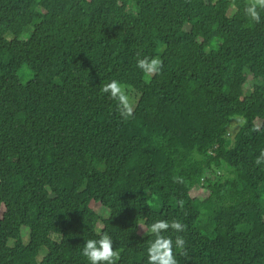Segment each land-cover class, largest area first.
Wrapping results in <instances>:
<instances>
[{"label": "trees", "instance_id": "1", "mask_svg": "<svg viewBox=\"0 0 264 264\" xmlns=\"http://www.w3.org/2000/svg\"><path fill=\"white\" fill-rule=\"evenodd\" d=\"M250 4L0 0V264H88L102 234L114 264H149L158 238L177 264H264V9L252 20ZM145 57L162 61L149 78ZM113 80L139 95L127 117L102 91Z\"/></svg>", "mask_w": 264, "mask_h": 264}, {"label": "clouds", "instance_id": "2", "mask_svg": "<svg viewBox=\"0 0 264 264\" xmlns=\"http://www.w3.org/2000/svg\"><path fill=\"white\" fill-rule=\"evenodd\" d=\"M258 9H264V0H254L246 12L252 20L258 21L260 15ZM162 61L159 58H141L137 61V67L142 70L145 77L160 71ZM102 91L108 93L116 99L121 107L122 114L129 116L132 111V103L129 96L125 93L121 83L113 80L102 87ZM169 225L163 222L153 225V232L159 233L162 229L168 228ZM177 231L182 230L180 223L172 225ZM177 248L183 246V239L176 240ZM149 264H177L172 253V241L170 239L158 238L148 249ZM82 255L87 258L88 264H114L116 253L113 251V240L111 236L102 234L99 239H88L84 242Z\"/></svg>", "mask_w": 264, "mask_h": 264}, {"label": "rangeland", "instance_id": "3", "mask_svg": "<svg viewBox=\"0 0 264 264\" xmlns=\"http://www.w3.org/2000/svg\"><path fill=\"white\" fill-rule=\"evenodd\" d=\"M248 1L252 2V3L254 2V0H248ZM30 32L31 31L25 32L24 35L20 38V40L24 41V42L27 41L28 38L31 36ZM6 38L8 40H12L13 39V37L10 34H7ZM16 76H17V79H18V81H19V83L21 85H26V84H28L29 82H31L33 80V74H32L31 70L27 66H22V68H20V70L17 72ZM254 83H257V82L254 81ZM122 87H123L125 93L130 98V102L132 103V111H133L134 108H135V105H136V103L138 101L139 95L136 92H134L133 90H131V88L127 87V86H122ZM242 123H243V119L241 117L232 118L231 123H230V125H229V127L227 129L228 135L231 138H233L237 134V132H238V130H239V128H240ZM218 175L222 176L223 172H219ZM205 176H206V174H205ZM199 195L201 197L206 196L202 192H200ZM261 203H262V207L264 208V196L263 195H262ZM95 210H96V212H98L99 215L105 216V210H103L99 205H97L95 207ZM201 229H202L203 233L207 234V232L203 228H201ZM9 245L12 246L13 243L10 242ZM45 254H46V251L44 249L42 251V253H41V256H45Z\"/></svg>", "mask_w": 264, "mask_h": 264}]
</instances>
